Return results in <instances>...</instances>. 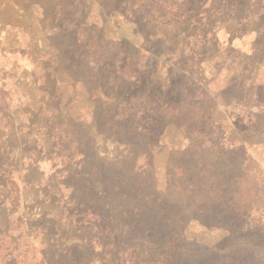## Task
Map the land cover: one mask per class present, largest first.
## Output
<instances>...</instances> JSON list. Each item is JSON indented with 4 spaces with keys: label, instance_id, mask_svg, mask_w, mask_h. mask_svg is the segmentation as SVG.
Segmentation results:
<instances>
[{
    "label": "rangeland",
    "instance_id": "374dc122",
    "mask_svg": "<svg viewBox=\"0 0 264 264\" xmlns=\"http://www.w3.org/2000/svg\"><path fill=\"white\" fill-rule=\"evenodd\" d=\"M225 31L254 68L211 92ZM263 47L264 0H0V166L42 187L1 263L264 264Z\"/></svg>",
    "mask_w": 264,
    "mask_h": 264
},
{
    "label": "crops",
    "instance_id": "0c3cea01",
    "mask_svg": "<svg viewBox=\"0 0 264 264\" xmlns=\"http://www.w3.org/2000/svg\"><path fill=\"white\" fill-rule=\"evenodd\" d=\"M222 44L223 49H226L227 47L234 49L238 53V57L236 60H229L225 53L219 57V71L216 74H213L208 83V88L211 92L219 93L223 92L225 89L213 88L214 85L217 84L215 82L219 79H224L227 85L232 86L234 84V78H241L242 74H245L244 79L247 81L249 77L247 76L248 73L250 74L254 68L253 65V67L249 66L247 69L240 61L244 59V57L251 58L252 56H255L257 44L254 42V35H244V33L236 32L230 36V34L225 31V38ZM261 53L263 54V60L256 62L255 64L264 62V47L261 49ZM236 100L237 99H235L234 103L230 104V106L227 105V108H230V110L239 108V101L235 103ZM221 107L227 109L225 106L223 107V105H221ZM1 147L2 145L0 144V148ZM1 153L4 154V150ZM12 160L7 159L5 161L4 164L8 167L0 166V254L6 251L10 253L17 252V249L14 247L11 249H4V239L11 240L10 238H13L14 234H12L11 231L15 229L14 223L16 220L20 222L19 219L22 216L26 217V213H34V209L37 207V200L40 196V188H42L40 182L24 179L26 176L24 174L23 166L21 168L20 160L18 162H16L15 159ZM30 191L34 193V198L33 195L30 196ZM27 221L28 222L25 223V228L29 231L33 230V220L28 218ZM35 238H37V236H35ZM35 238L34 240L36 243L37 239ZM41 240L45 243L43 240L46 239L44 238ZM46 247L48 246L46 245ZM34 248L39 253L44 250L42 246L38 244H36ZM7 262L1 263L0 261V264H7ZM14 264H17L16 260Z\"/></svg>",
    "mask_w": 264,
    "mask_h": 264
}]
</instances>
